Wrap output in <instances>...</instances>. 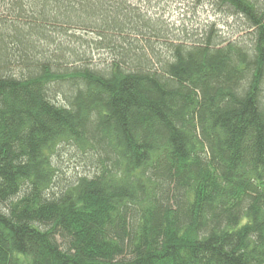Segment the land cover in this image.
Listing matches in <instances>:
<instances>
[{"label":"trees","instance_id":"16d2710c","mask_svg":"<svg viewBox=\"0 0 264 264\" xmlns=\"http://www.w3.org/2000/svg\"><path fill=\"white\" fill-rule=\"evenodd\" d=\"M203 1L0 0V264H264V0Z\"/></svg>","mask_w":264,"mask_h":264},{"label":"rangeland","instance_id":"374dc122","mask_svg":"<svg viewBox=\"0 0 264 264\" xmlns=\"http://www.w3.org/2000/svg\"><path fill=\"white\" fill-rule=\"evenodd\" d=\"M132 2L149 16L169 26L180 39H185L187 35H195L196 32H207V35L212 32V35L218 33L217 36L226 40L237 32L234 27L235 19L227 17L203 0H132ZM69 46L73 47V44ZM94 56L97 63L108 55L107 52L100 51L95 52ZM70 151L62 148L55 157V166L59 168L56 171L60 177L57 183L60 184L59 187L75 182L87 171L80 159Z\"/></svg>","mask_w":264,"mask_h":264}]
</instances>
